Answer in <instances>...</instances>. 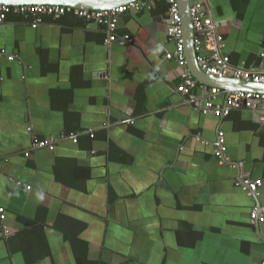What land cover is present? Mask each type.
I'll list each match as a JSON object with an SVG mask.
<instances>
[{
	"label": "crops",
	"instance_id": "crops-1",
	"mask_svg": "<svg viewBox=\"0 0 264 264\" xmlns=\"http://www.w3.org/2000/svg\"><path fill=\"white\" fill-rule=\"evenodd\" d=\"M208 1L231 66L264 71V0ZM167 19L124 14L111 43L72 14L0 24V264H262L236 182L262 180L264 203V110L204 114L197 79L182 95Z\"/></svg>",
	"mask_w": 264,
	"mask_h": 264
},
{
	"label": "built area",
	"instance_id": "built-area-1",
	"mask_svg": "<svg viewBox=\"0 0 264 264\" xmlns=\"http://www.w3.org/2000/svg\"><path fill=\"white\" fill-rule=\"evenodd\" d=\"M190 15L194 27V49L198 65L201 70L208 76L219 79H234L245 83L264 85V71L253 69L234 68L231 66L229 59L224 55V37L218 32V23L216 22L208 0H190ZM165 4L168 9V26L170 29L171 42L176 47L175 54L168 53L167 59H176L177 62L184 66L182 75L183 88L180 93L189 96L192 89L198 85V81L192 75L191 71L186 68L187 58L184 40V26L181 6L179 0H133L127 4L108 10L83 9L73 6H64L59 4H27L11 5L0 4V24H4L9 16L20 15L25 17L34 25H41L48 18L57 19L67 14H72L78 19L86 22H95L100 26H105L108 30L109 37L107 42L111 43L117 40V23L118 19L129 12H141L144 10L153 11L161 4ZM123 39L132 43L129 35L123 36ZM7 56L5 50H0V58ZM264 57V53L262 54ZM10 61H14V56H8ZM203 92L208 95V101L202 105L197 101L196 106L204 114H214L217 117H227L233 110H264V92L255 91H232L227 93L224 106L214 105L213 99L222 93V89L201 85ZM78 134H71L74 142H78ZM93 136V135H92ZM219 150L217 158L220 164L227 162L225 154L227 152L225 133L219 132L218 135ZM55 139L36 140L34 146L48 147L50 150L55 149ZM236 186L244 191L250 198L256 200L250 213L252 224L264 223V203H260L263 188L262 180H253L242 176L236 182ZM0 221L6 237L12 235V231L6 225V211L0 208ZM264 264V261L262 262Z\"/></svg>",
	"mask_w": 264,
	"mask_h": 264
},
{
	"label": "water",
	"instance_id": "water-1",
	"mask_svg": "<svg viewBox=\"0 0 264 264\" xmlns=\"http://www.w3.org/2000/svg\"><path fill=\"white\" fill-rule=\"evenodd\" d=\"M133 0H0V4L11 5H31V4H59L73 6L83 9L108 10L120 5L127 4ZM184 26V40L188 67L194 77L201 83L225 90L227 93L232 91H255L264 92V85L245 83L234 79H219L205 74L197 62L194 49V27L190 15V0H179Z\"/></svg>",
	"mask_w": 264,
	"mask_h": 264
}]
</instances>
